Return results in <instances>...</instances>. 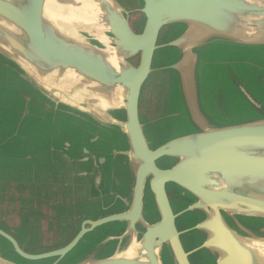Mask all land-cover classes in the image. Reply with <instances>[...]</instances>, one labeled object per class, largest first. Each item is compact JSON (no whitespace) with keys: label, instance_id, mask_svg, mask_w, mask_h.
I'll return each instance as SVG.
<instances>
[{"label":"water","instance_id":"obj_1","mask_svg":"<svg viewBox=\"0 0 264 264\" xmlns=\"http://www.w3.org/2000/svg\"><path fill=\"white\" fill-rule=\"evenodd\" d=\"M138 5L0 0V170L61 154L88 182L55 220L69 240L37 241L38 211L21 209L19 230L0 220V264H264V0ZM45 120L61 145L31 155Z\"/></svg>","mask_w":264,"mask_h":264},{"label":"crops","instance_id":"obj_2","mask_svg":"<svg viewBox=\"0 0 264 264\" xmlns=\"http://www.w3.org/2000/svg\"><path fill=\"white\" fill-rule=\"evenodd\" d=\"M149 98L150 96L146 97L144 102L148 105L143 104L146 114L151 105ZM9 105L13 107V105ZM44 105L45 100H41L40 103L33 102L32 104L33 109ZM43 118L47 119V117ZM50 121L45 120L40 125L31 121V125L28 127L29 154L34 155L37 150H45L49 147H60V143H51L50 140L45 141L40 135V130L45 129L46 126L53 130L52 125L49 124ZM82 145L80 143L74 145V158L79 159ZM16 151L14 149V152ZM2 161L6 164L12 163L13 168L0 170V220L19 230L22 227L19 216L21 209L38 211L39 214L34 217L37 218L35 223L36 230H38L36 235L39 236L37 241L46 244L69 240L72 235L65 233L67 230L60 228V224L55 220L68 219V215H61V212L71 209L67 207L69 194L76 190L75 187H79V190H81L88 185L83 177V165L73 163L70 165L71 168H68V160L63 156L61 157V154L52 155L45 152L35 154L33 158L19 164H16L13 160ZM54 163H57V165L54 166ZM21 167H26V169ZM77 172H81L80 183H77L76 180L75 175ZM125 174H128L127 169L123 171V175ZM125 185H127L126 178H124L123 186ZM1 211L10 212V214L2 218ZM64 225L63 221L62 226ZM67 225H70V222Z\"/></svg>","mask_w":264,"mask_h":264},{"label":"rangeland","instance_id":"obj_3","mask_svg":"<svg viewBox=\"0 0 264 264\" xmlns=\"http://www.w3.org/2000/svg\"><path fill=\"white\" fill-rule=\"evenodd\" d=\"M121 1L124 2V4L127 6V8H129L131 10H134V9H138L139 8L138 0H121ZM131 19L133 20L131 22L133 28L134 29H140V22L143 20V16L140 13H135L134 15H132ZM164 54H165V51H159V52H157L156 58H155V62H154V66H153V69L154 70H156V69H158V68H160L162 66H165L164 58H163ZM262 62H264V61H262ZM222 70L224 71V76H225L226 75V72H227L226 68L224 69L222 67H217V68H215L214 70H211V71H216V72L219 71V72H221ZM210 75H213V72H211ZM164 78L165 77L163 75H160V73H159V74H155L153 77H151V80L153 81V83H156V82H160ZM207 87H208V85L206 83L205 86H204V88H203V91H201L203 102L210 101V100L213 101V100L216 99V96L214 95V93H211L210 94V93H207L206 92ZM210 88H211V90L212 89L214 90V88L211 85H210ZM148 92L149 91H147V93ZM146 97L148 98V96H146ZM146 97H145V101H146ZM145 105H148V104H145ZM182 109H183L182 106L179 105V109L178 110L181 111ZM208 110H210L209 107H208ZM144 120H145V118H143V121ZM167 124H168V122H167ZM167 124H165V125H167ZM165 125H162V126L164 127ZM146 135H147L148 141L151 142V140L153 138V135H154V132L152 130H150V129L149 130H146ZM168 135H169V133L164 134L162 136V138H163L162 139V143H165V141H167L168 139L171 138V136L166 137ZM148 199L149 198H147V201H148ZM175 203L176 202L173 201V207L174 208H176L175 207V205H176ZM179 227L181 228L182 225L179 226ZM0 242L1 243L3 242V240L1 238H0ZM184 242L186 243V240ZM185 245L187 247V244H185ZM205 255H208V254L206 253ZM10 256H11V258H10L11 260L17 261V263H21V264H37V263L43 264V263H49L50 262V261H47L46 260V261H41V262H37V263H29V262L20 260L16 255H14L12 253H10ZM208 264H212V262L210 261Z\"/></svg>","mask_w":264,"mask_h":264},{"label":"flooded vegetation","instance_id":"obj_4","mask_svg":"<svg viewBox=\"0 0 264 264\" xmlns=\"http://www.w3.org/2000/svg\"><path fill=\"white\" fill-rule=\"evenodd\" d=\"M133 20L131 19V22H132ZM141 21V20H140ZM134 23V22H133ZM148 91V90H147ZM147 96H150V92H148L147 93ZM145 105V104H144ZM144 105H143V107H142V112L145 114L146 113V111H145V108H144Z\"/></svg>","mask_w":264,"mask_h":264}]
</instances>
